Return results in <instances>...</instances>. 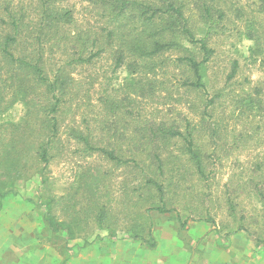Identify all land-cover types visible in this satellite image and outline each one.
<instances>
[{
  "label": "trees",
  "instance_id": "trees-1",
  "mask_svg": "<svg viewBox=\"0 0 264 264\" xmlns=\"http://www.w3.org/2000/svg\"><path fill=\"white\" fill-rule=\"evenodd\" d=\"M67 1L0 0V112L4 113L14 103L21 102L28 116L23 123L0 124L2 133L13 127L9 133L11 138L0 139L4 148L1 154L6 160L11 161L14 153L29 148L47 167L52 150L65 134L82 147L86 156L98 153L118 167L131 170L129 173L135 176L128 183L136 184L134 190L140 189L141 193L138 201L134 203L131 198L128 206L138 208L140 212L156 210L166 213L175 210V202L182 204L180 200L186 199L187 194H181L179 186L187 183L188 170L201 184H207L214 178L213 167L217 159L213 158L221 159V143L224 146L229 141L233 146L245 149L259 147L261 141L255 138L261 127L252 126L243 134L233 133L231 139L222 142L221 124L215 121L211 132L214 136L205 145L200 136L205 128L192 125V118H184V126H179L177 123L180 122L174 120V123L162 119L157 122L144 116L136 101L153 102L160 97L156 94L165 88L168 95L165 98H175V105L185 101L179 90L195 92L203 105L201 122H206L207 118H212L209 110H213L225 95L223 89L230 88L229 94L234 93L231 95L234 113L237 111L239 117L245 119L264 118V81L235 92L236 87L233 86L240 67L239 60H233L223 89L210 92L206 80L209 64L216 55V46L211 41L214 36L230 31L229 25L232 24L238 34L254 42L250 48L252 57L254 60L260 58L264 69V0H250V12L228 0H84L86 3L81 16L74 8L64 5ZM231 10L235 12L236 22L231 17ZM102 59L110 60L114 69L128 73L123 82L112 85L113 89L108 90L111 83L105 71L90 75L85 84L73 75L79 66H94ZM100 73L104 79V83L99 84L104 120L92 129L84 121L88 117L95 118V115H91L92 111H85L80 123L72 117V123L62 133L67 107L72 105L80 109L82 105H90L91 108L92 103H88L90 90ZM81 94H85V99H78ZM132 101L136 104L131 105ZM193 102L190 104L196 108ZM110 117H115L118 124L124 123L110 135L121 134V140L112 144L110 139L102 144V139L99 143L95 137L101 136L93 131H102L107 136L111 130L107 125ZM20 129L23 134L18 136ZM27 134L39 135L36 144L19 141V137ZM172 141L179 147L170 145ZM19 166L11 165L16 171ZM255 166L256 169L235 188L236 191L227 194L229 214L235 218L241 204V201L237 202L239 189L248 186L245 188L248 194L264 204V150ZM254 172L259 174L254 176ZM258 177L263 180L257 181ZM235 181L241 183L238 178ZM96 182L90 180L86 185ZM171 185L175 186L174 190L167 188ZM167 191L173 192L175 202H170L172 199L167 197ZM5 194L0 190L1 199ZM94 203H97L96 197ZM128 209L132 212L134 208ZM101 210L100 207L99 212ZM46 217L55 232L64 228L62 222L54 221L52 216ZM247 217L243 212L237 219L236 230H248L243 223ZM98 218L99 222L106 218V211ZM198 218L215 221L213 216ZM182 224L186 223L183 221ZM144 230L140 223L128 224L132 239L147 242L142 234ZM149 231L151 235V226Z\"/></svg>",
  "mask_w": 264,
  "mask_h": 264
},
{
  "label": "rangeland",
  "instance_id": "rangeland-1",
  "mask_svg": "<svg viewBox=\"0 0 264 264\" xmlns=\"http://www.w3.org/2000/svg\"><path fill=\"white\" fill-rule=\"evenodd\" d=\"M228 1L244 6L247 11L251 8L250 0ZM85 3L84 0H68L64 5L74 8L81 16ZM234 14L235 12L231 10L233 20ZM233 25H229L230 31L218 37L214 36L211 41L212 45L216 46V55L209 64L206 78L210 92L223 89L227 85L225 77L234 59L240 62L233 86L236 87V93L264 81V69L260 65V58L254 60L250 50L254 42L238 34ZM111 63L110 60L102 59L94 66H79L73 75L85 84L90 80V75L95 76L97 72L105 71L111 83L108 90H111L112 85L116 86L123 82L128 75L126 71L114 69ZM101 74L90 90L91 99L88 103H92L91 108L90 105H82L80 109L72 105L70 108L64 107L67 118L66 124L62 123V133L72 123V117L80 123L81 115L85 111L90 113L92 111L91 115L98 118L96 121L95 118L88 117L84 121L92 129L97 128L100 120H104V111L99 101L102 96L99 84L104 83ZM229 89H223L225 95L213 110H209L208 116L212 118H207L206 122H201L203 105L195 92L183 93L179 90L185 101L175 105V98H165L168 97L165 88L156 94L160 97L153 102L136 101L142 108V114L157 122L161 119L169 123L178 121L179 126H184V118H192V121L190 120L192 125H199L198 127L202 125L205 128L200 134L205 145L211 142L214 136L211 132L215 121L221 124L219 133L222 135V142L227 138L231 139L233 133L243 134L252 126L261 127L260 134L255 138L256 141H261L257 148L245 149L233 146L229 141L222 146L219 140L222 147L219 152L221 159L213 158L217 159L213 167L214 178L207 184H201L197 176L188 170L187 183L179 186L181 194H187L186 199L180 200L182 204L175 202L173 192L167 191V197L172 199L170 202H175L173 206L175 210L166 213L156 210L140 212L138 208L128 206L129 200L133 198V202L136 203L138 194L141 193L140 189L134 190L136 184L128 183L130 178L135 176L129 173L131 170L118 167L98 153L86 156L82 147L65 134H62L61 140L52 150V158L47 167L29 148L24 149V152L14 153L11 161L6 160L1 154L4 148L0 140V190L6 192V196L0 198V264L19 262L26 264L28 259L27 264H37L36 257H40V264H61L62 260H67L71 247L77 249L88 246V243L118 245V248L126 245L127 255L132 258L134 264H137L134 255L138 253L134 249L143 255L145 261L142 264H264V204L259 198L248 194L245 189L248 186L239 189L236 201L238 203L241 201V204L235 218L229 214L226 200L227 194L236 191L235 188H238L252 173L251 171L256 169V161L263 156L264 118L258 116L245 119L239 117L237 111L234 113L231 103V95L234 93L229 94ZM174 95L177 96L175 92ZM78 99H85V94H81ZM191 101L199 108H192ZM136 103L130 102L131 105ZM27 117L26 107L17 102L4 113L0 112V124L23 123ZM110 118L107 125L111 130L107 136L102 131H93L101 136L95 137L99 143L102 139L105 140V142L102 140V144H106L110 139L112 144L121 140V134L111 137L110 135L124 123L118 124L115 117ZM35 127L39 130L36 124ZM12 129L13 127L2 133L1 128L0 139L11 138L12 135L9 133ZM22 134L23 131L18 132V136ZM124 134L128 137L126 133ZM38 138V134L36 136L27 134L26 137H19V141L30 142L33 145ZM215 138L218 140V135ZM170 145L177 147L178 143L172 141ZM11 165H20L18 171L12 169ZM258 174L255 173L254 176ZM165 178L167 180V176ZM237 178L241 183H236ZM256 179L263 180L261 177ZM90 180L98 182L86 185ZM167 188L174 190L175 186ZM94 197L97 199L96 204ZM100 207L102 210L99 212ZM129 207L134 208L132 212L129 211ZM104 211L106 218L99 222L98 215ZM243 212L248 215L245 222L243 220L247 231L236 230L237 219ZM46 216H52L58 223L62 222L64 228L55 232L49 226ZM209 216H213L215 221L209 222L198 218ZM132 217L135 220H130ZM183 221L186 223L184 226ZM132 222L143 225L145 230L142 234L148 239L147 242L131 238L128 224ZM24 258L26 259L23 261Z\"/></svg>",
  "mask_w": 264,
  "mask_h": 264
},
{
  "label": "crops",
  "instance_id": "crops-1",
  "mask_svg": "<svg viewBox=\"0 0 264 264\" xmlns=\"http://www.w3.org/2000/svg\"><path fill=\"white\" fill-rule=\"evenodd\" d=\"M87 245L88 246H82L77 249L71 247L67 260H62L61 264H134L131 261L132 258L127 255L126 245L119 248L118 245L115 244V246L102 243H88ZM134 250L138 253L134 255L135 259H133L137 264H142L145 261L143 255L137 249ZM25 259L26 258H24L23 261ZM28 261L29 259L27 262ZM40 261V257H36L37 264H40ZM18 264H20V262ZM21 264H23V262H21Z\"/></svg>",
  "mask_w": 264,
  "mask_h": 264
}]
</instances>
